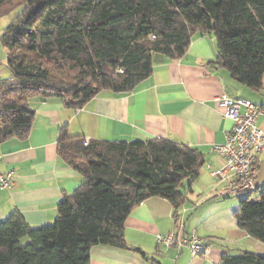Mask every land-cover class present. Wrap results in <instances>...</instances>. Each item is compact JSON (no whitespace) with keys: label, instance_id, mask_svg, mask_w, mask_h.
<instances>
[{"label":"trees","instance_id":"1","mask_svg":"<svg viewBox=\"0 0 264 264\" xmlns=\"http://www.w3.org/2000/svg\"><path fill=\"white\" fill-rule=\"evenodd\" d=\"M20 8L0 38L7 76L0 81V145L29 138L32 100L82 109L102 91L127 94L153 73V58H183L197 35L213 36L224 67L240 85L262 88L264 0H0V18ZM59 157L83 181L64 196L51 225L33 227L19 212L0 222V264H90L95 246L129 249L125 222L152 198L179 211L204 167L197 149L170 140L89 141L60 130ZM238 197L237 226L264 244V186ZM221 264H264L236 252Z\"/></svg>","mask_w":264,"mask_h":264},{"label":"crops","instance_id":"2","mask_svg":"<svg viewBox=\"0 0 264 264\" xmlns=\"http://www.w3.org/2000/svg\"><path fill=\"white\" fill-rule=\"evenodd\" d=\"M1 47L0 41V81L7 76V54ZM217 56L214 37L197 34L180 60L155 55L151 77L130 93L102 91L80 110L65 107L59 98L32 100L29 138L0 145V172L15 174L14 187L0 189V222L17 211L33 227L51 225L64 196L81 185L82 176L58 155L60 130L67 127L70 136L89 141L170 140L199 150L205 159L178 224L168 201L149 199L126 219L129 249L95 246L90 264H221L236 252L264 255V244L238 228L234 213L239 205L226 195L227 184L211 175L223 163L214 147L225 142L234 126L215 99L225 95L252 102L261 110L257 126L264 130V77L259 91L242 86L224 67L208 64ZM262 163L264 151L257 159L259 170ZM170 233L196 235L206 243L207 254L193 257L187 249L159 245L157 236Z\"/></svg>","mask_w":264,"mask_h":264},{"label":"built area","instance_id":"3","mask_svg":"<svg viewBox=\"0 0 264 264\" xmlns=\"http://www.w3.org/2000/svg\"><path fill=\"white\" fill-rule=\"evenodd\" d=\"M217 107L224 110V117L234 123L233 129L226 134L225 142L214 147V152L223 158L222 166L213 170L212 177L226 183V195L247 197L257 193L256 181L259 174L257 159L264 151V130L257 126L261 110L245 99L220 96L215 99ZM89 140H86L88 143ZM3 155L0 153V164ZM15 185L14 172H0V189L11 190ZM157 242L178 251L187 249L193 257L207 254V245L196 235L189 237L170 233L158 235Z\"/></svg>","mask_w":264,"mask_h":264},{"label":"rangeland","instance_id":"4","mask_svg":"<svg viewBox=\"0 0 264 264\" xmlns=\"http://www.w3.org/2000/svg\"><path fill=\"white\" fill-rule=\"evenodd\" d=\"M20 12V8H16L14 9L9 15L0 18V38L3 35L5 29L10 26V24H12V22L15 20V18L17 17V15ZM3 48V47H1ZM4 50V48H3ZM2 50V51H3ZM5 51V50H4ZM6 64V63H5ZM5 64L3 65L5 67ZM262 192V188L260 189V193ZM258 194L253 195V198L256 199ZM232 200H234L238 205H239V201L237 198L233 197Z\"/></svg>","mask_w":264,"mask_h":264},{"label":"water","instance_id":"5","mask_svg":"<svg viewBox=\"0 0 264 264\" xmlns=\"http://www.w3.org/2000/svg\"><path fill=\"white\" fill-rule=\"evenodd\" d=\"M264 186V163L261 164L258 178L256 181V188L261 189Z\"/></svg>","mask_w":264,"mask_h":264}]
</instances>
